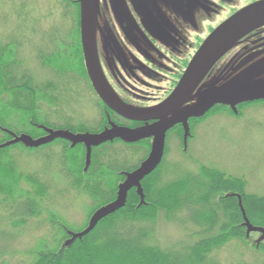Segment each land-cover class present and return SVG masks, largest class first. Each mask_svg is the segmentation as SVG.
Here are the masks:
<instances>
[{
	"label": "trees",
	"instance_id": "obj_1",
	"mask_svg": "<svg viewBox=\"0 0 264 264\" xmlns=\"http://www.w3.org/2000/svg\"><path fill=\"white\" fill-rule=\"evenodd\" d=\"M27 1L0 0V208L16 230L29 219L48 215L49 228L29 252L28 264H215L211 256L232 241H241L264 258V241L251 243V235L259 234L247 233L245 226L246 219L264 229V195L249 194L243 179L206 166L180 175L162 169L172 140H178L184 153L181 123L167 130L159 164L140 181L142 198L131 188L121 208L78 236L98 210L116 201L127 175L149 157L152 137L135 142L114 138L91 146L88 160L84 143L57 137L30 147L16 141L22 136L39 141L56 132L97 136L113 128L134 130L111 123L105 107L92 98L81 51L78 0H53L56 18L43 33L40 12L30 11L34 4ZM25 28L37 38L33 47L23 35ZM259 102L264 101L235 108L216 104L202 117L189 118L187 140L208 116L239 118L245 106ZM69 103L85 110L76 115ZM23 152L42 157L45 172L63 179L69 192L86 200L81 226L68 229L59 213L45 208L49 188L35 175L23 173L16 159ZM160 221L180 224L186 241L160 244Z\"/></svg>",
	"mask_w": 264,
	"mask_h": 264
},
{
	"label": "rangeland",
	"instance_id": "obj_2",
	"mask_svg": "<svg viewBox=\"0 0 264 264\" xmlns=\"http://www.w3.org/2000/svg\"><path fill=\"white\" fill-rule=\"evenodd\" d=\"M238 1L233 0L236 5L242 4ZM27 3L34 4V6L28 7L30 11L38 10L40 12L39 18L43 21L40 30L42 33L45 32L56 18L54 16L56 7L53 5V0H28ZM1 8L4 13H9V8L4 6ZM51 12H53L52 15ZM227 15L228 11L219 14L217 22L220 24ZM189 21L191 23L188 21L186 23L192 26L195 34L202 39L208 36V32H204L203 27L211 21L206 20L205 17L201 20L196 19L193 14ZM211 24L213 27L215 26L213 22ZM259 25L261 26L258 27ZM261 27H264V19L251 24L247 28V32L210 67L192 93L190 102L186 104V109L198 111L206 88L213 87L215 90H219L224 81H229L237 76L242 77L228 87L225 92V97L229 102L264 96V51L259 52V49H253L250 46L251 41L247 39L257 33V29ZM6 28L9 29V26L7 25ZM28 30L30 28H25L23 35L30 41L28 46L33 47V44L36 45L38 41L36 37L30 36ZM0 33L2 34L1 30ZM189 33L192 36V32ZM241 41L245 42L243 46L245 45L247 48L243 51L241 50L243 46L240 47L239 44ZM25 54L29 55L27 51ZM246 71L251 75L243 76ZM37 73L38 75L40 73L38 69ZM251 87H255L258 92H253L252 89L248 92L247 89ZM111 92L118 100H121L119 92L112 89ZM69 108L78 112L76 115L85 110L70 103ZM172 141L163 170L171 169L172 175L174 173L180 175L195 172L199 166H206L226 175L243 179L247 184L249 194L264 195V102L245 106L239 118L221 114L208 116L193 130L191 137L187 140L184 153L181 152L178 140ZM16 157L23 173L35 175L49 188L46 200L43 202L45 208L59 213L65 220L68 229L72 230L81 226L86 212V200L81 197L76 198L73 192H69L63 179L50 172H45L42 157L24 152L19 153ZM173 166L174 168H172ZM172 175L169 174V178L173 177ZM7 218L0 208V231L3 232L2 235L0 232V241L3 240L0 244V264H28L30 261L29 252L49 228L48 215L41 214L38 218L27 220L26 225L19 230L11 228L6 223ZM181 227L177 223L170 225L160 221L156 234L157 241L166 246L181 239L185 240L186 229ZM8 237L11 239L13 237V239L8 241ZM258 238L257 234L251 235L249 241L254 243ZM262 258L241 241H232L211 256L215 264H261Z\"/></svg>",
	"mask_w": 264,
	"mask_h": 264
},
{
	"label": "flooded vegetation",
	"instance_id": "obj_3",
	"mask_svg": "<svg viewBox=\"0 0 264 264\" xmlns=\"http://www.w3.org/2000/svg\"><path fill=\"white\" fill-rule=\"evenodd\" d=\"M257 1L239 0L242 4L236 5L237 1L233 0H96L94 36L105 81L110 89L121 94L120 101L129 107L151 108L160 104L175 88L189 61L206 39L195 34L190 24L187 25V21L191 23L192 14L196 19L205 17L211 21L203 27L209 35L214 27ZM221 11H228V15L219 24L217 18ZM247 39L253 49L264 51V27ZM244 43L241 41L240 47ZM245 49L244 45L241 50ZM92 98H97L105 107L109 121L115 125L135 129L153 124L120 117L99 99L94 90ZM107 124L108 121L102 129L108 127Z\"/></svg>",
	"mask_w": 264,
	"mask_h": 264
},
{
	"label": "water",
	"instance_id": "obj_4",
	"mask_svg": "<svg viewBox=\"0 0 264 264\" xmlns=\"http://www.w3.org/2000/svg\"><path fill=\"white\" fill-rule=\"evenodd\" d=\"M80 19V44L84 67L89 82L99 99L114 113L120 117L134 122H153L142 128L129 130L125 128H113L104 133L91 135L73 136L66 132L50 133V136L32 141L30 138L22 136L16 141L23 142L26 146L36 147L40 144L61 137L70 140L73 144L84 143L87 147V160L91 146H97L114 138H120L125 142H135L143 138L152 137L151 152L139 169L128 174L123 184L119 186L118 196L115 202L98 210L89 220L87 229L80 235L86 234L103 217L113 213L125 204L127 192L135 187L142 198L140 181L150 174L159 164L164 148L165 134L168 129L175 124L181 123L184 128V148L188 137L187 120L191 117H202L211 107L216 104L229 105L231 108L239 103L264 100V96H256L243 100H236L232 103L226 99L227 88L238 81L242 76H237L229 81H224L219 90L211 87L205 89V96L202 97L198 111L186 109V104L190 102L191 95L198 87L199 82L205 76L210 67L224 54L233 44H235L246 32L247 28L256 21L264 19V0L254 2L226 19L217 26L202 42L196 53L189 61L185 71L179 79L177 85L167 98L160 104L147 109H134L122 103L111 92L110 87L101 72L94 36V18L96 13V0H78ZM259 25L258 27H260ZM249 71V70H248ZM246 71L243 76L251 75ZM218 89V88H216ZM252 89V90H251ZM258 92L254 88L247 91ZM247 233L259 234L257 243L264 241V229L252 227L245 219Z\"/></svg>",
	"mask_w": 264,
	"mask_h": 264
}]
</instances>
